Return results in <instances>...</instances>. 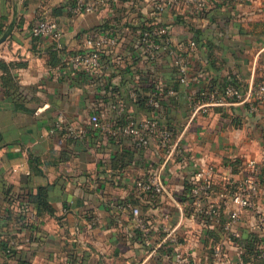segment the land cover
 Here are the masks:
<instances>
[{"label":"crops","instance_id":"0c3cea01","mask_svg":"<svg viewBox=\"0 0 264 264\" xmlns=\"http://www.w3.org/2000/svg\"><path fill=\"white\" fill-rule=\"evenodd\" d=\"M69 5L0 0V37L17 13L0 44V60L17 64L8 72L0 66V264H170L165 254L177 248L210 263L211 242L221 234L186 210L189 176L209 162L221 181L238 180L251 159L263 162L264 100L257 108L236 102L193 115L190 98L212 79L231 78L254 95L264 82V2L225 0L198 15L165 10L160 19L175 54L152 61L137 57L135 48L142 30L155 25L151 3L98 2L82 12ZM44 18L59 23L60 40L33 34ZM99 32L115 38L102 54L101 71L74 72L64 53L82 50L86 36ZM187 58L199 82L180 81L178 60ZM157 85L176 93L165 94L156 112L133 104L132 89L145 98ZM130 112L138 120L155 115L164 121L183 152L170 159L157 144L137 147L133 137L113 136L88 122L96 113L120 127ZM153 171L165 186L157 196L137 185ZM262 181L256 205L241 223L240 242L252 241L253 248L261 230L249 224L264 214V176ZM40 196L51 209L39 211ZM135 207L150 226L147 236ZM233 264L241 260L234 256Z\"/></svg>","mask_w":264,"mask_h":264},{"label":"built area","instance_id":"2783aa9c","mask_svg":"<svg viewBox=\"0 0 264 264\" xmlns=\"http://www.w3.org/2000/svg\"><path fill=\"white\" fill-rule=\"evenodd\" d=\"M116 0H70V9L73 12L90 11L98 2L111 4ZM144 0H129L131 4H136ZM153 7L155 20L154 26L144 28L138 38L135 48L137 57L145 60H155L161 54L173 55L172 38L169 30L161 23L160 16L167 9H180L185 14H203L215 3H223L225 0H146ZM262 1L264 0H243ZM74 3V4H73ZM32 32L37 36H47L54 40H60L63 30L59 23L52 18L39 20L32 28ZM115 38L109 32L90 33L85 38V47L74 53H67L65 60L69 61L74 72L85 71L96 74L101 71L102 54L112 49ZM190 48H196L195 40H190ZM189 58L178 60L180 81L191 84L199 82V76L192 72V65ZM174 88H164L157 85L149 90L147 103L152 112H156L161 106V99L165 94H174ZM199 98H190V105L193 115L199 113H209L216 106L231 105L236 102L249 101L251 108L259 106L258 101L264 100V82L258 84L254 89V95L249 97L244 94L233 83H228L224 90L219 88L210 89L201 87ZM137 92L131 90V98L135 99ZM255 99L256 101H254ZM126 104L121 101L120 109L125 111ZM88 122L98 128L108 131L113 136H131L135 139L137 147H147L150 144H157L164 148L167 157L175 159L183 150L180 140L176 139L174 131L160 118L155 115L147 116L138 120L132 113L126 115V122L122 126H112L107 121H103L99 114H92ZM264 154V143H263ZM264 156V155H263ZM264 168L263 162L251 159L248 162V174L238 180L228 178L223 181L218 179L217 169L214 164L201 162L196 170L189 176L192 202H188L186 210L196 218L204 222L209 230H219L221 238L211 242V262L203 263L198 259H192L184 255L180 249L166 253V257L171 259L170 264H233L234 256L241 260V264H264V214L255 217V221L250 223L252 228L261 230V238L253 249H248L240 238L243 236L242 222L243 214L253 210L256 199L262 192L263 181L260 176ZM137 185L147 191H152L153 196H157L165 191L164 183L159 172H151L146 179L137 180ZM232 201V202H229ZM184 210V209H183ZM134 214L138 218V224L142 228V233L147 236L150 226L145 224L140 216L139 208H134ZM174 257V258H173Z\"/></svg>","mask_w":264,"mask_h":264},{"label":"trees","instance_id":"16d2710c","mask_svg":"<svg viewBox=\"0 0 264 264\" xmlns=\"http://www.w3.org/2000/svg\"><path fill=\"white\" fill-rule=\"evenodd\" d=\"M66 54L64 53V55H66ZM64 62H65V64H69V61L68 60H65ZM15 65H17V64H14V63L9 64V63H7V62H5L3 60H0V66H2L4 69H6V72L9 71V67L10 66L14 67ZM230 82L233 83V84H235L236 86H238L241 89L240 83L238 81H236L234 78H231V79H229V80H227L225 82H220V83H217L216 81H214L212 79V80L209 81L208 85H206L205 87H209L210 89L219 88L222 91V90L225 89L226 85L228 83H230ZM199 97H200L199 96V93L194 96V98H199ZM147 99H148V95H146L145 98H141V97H139V95H137V97L133 101V104L136 103V104H139L140 106L145 104L146 107H147V109H148L149 106H148V103H147ZM220 107H224V106H216L214 109H217V108H220ZM260 176H261V178H263V176H264V168H263ZM38 209H39L40 212L43 211V210H49V209H51L50 208V205L48 204V202H45L43 200V196L42 197L40 196V201L38 202ZM248 240L251 241V239H248ZM251 242L248 241V243H246V245H245L248 249H252L253 248V246L251 247V245H250ZM254 244L255 243H252V245H254ZM22 264H31V263L29 262V260H25V261L22 262Z\"/></svg>","mask_w":264,"mask_h":264},{"label":"water","instance_id":"95a60500","mask_svg":"<svg viewBox=\"0 0 264 264\" xmlns=\"http://www.w3.org/2000/svg\"><path fill=\"white\" fill-rule=\"evenodd\" d=\"M16 22H17V13L15 12L14 18L9 23L8 27L6 28V30L4 31V33L0 37V44L2 42H4L9 37V35L12 33V31H13L15 25H16Z\"/></svg>","mask_w":264,"mask_h":264}]
</instances>
